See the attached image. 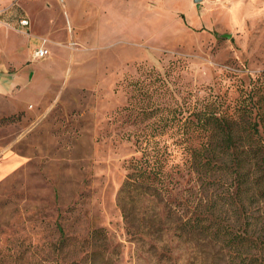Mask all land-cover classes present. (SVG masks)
Listing matches in <instances>:
<instances>
[{
    "label": "rangeland",
    "instance_id": "rangeland-1",
    "mask_svg": "<svg viewBox=\"0 0 264 264\" xmlns=\"http://www.w3.org/2000/svg\"><path fill=\"white\" fill-rule=\"evenodd\" d=\"M101 3L0 0V33L20 40H0V70L30 79L14 111L0 109V264H212L215 248L174 229L190 196L224 203L235 188L207 153L204 112L250 108L264 143V0ZM145 152L163 159L164 203L182 216L161 240L118 205ZM243 206L230 222L240 233L251 223L252 258L264 264V201Z\"/></svg>",
    "mask_w": 264,
    "mask_h": 264
},
{
    "label": "trees",
    "instance_id": "trees-1",
    "mask_svg": "<svg viewBox=\"0 0 264 264\" xmlns=\"http://www.w3.org/2000/svg\"><path fill=\"white\" fill-rule=\"evenodd\" d=\"M250 110L244 106L240 118H236L210 109L198 118L200 128L209 136L207 153L220 168L233 174L235 188L228 191L226 197H221L224 203H220V197L216 195L206 204L203 197L195 200L190 196L187 201L190 214L182 219L164 203L167 174L163 159L145 152L130 162V172L120 188L118 205L125 222L138 221L147 228V235H155L161 240L158 234L170 229L168 223L182 219L176 225L175 233L183 242L195 241L202 247L215 248V254L206 257L212 264L221 260L225 264H254L252 256L257 242L249 233L251 223L240 233L235 229L236 224L230 222L240 218L246 201H264V143L259 139L258 122L249 119ZM12 119L11 114L1 118L2 121ZM250 175L253 178L249 179ZM142 203L146 205L137 213Z\"/></svg>",
    "mask_w": 264,
    "mask_h": 264
},
{
    "label": "crops",
    "instance_id": "crops-1",
    "mask_svg": "<svg viewBox=\"0 0 264 264\" xmlns=\"http://www.w3.org/2000/svg\"><path fill=\"white\" fill-rule=\"evenodd\" d=\"M86 1L88 3L87 5H88L89 9H93L94 8V10H92V11H95V9H97V8H103L104 4H105V3L104 4L101 3V2H103V0H100V2H97L96 0H86ZM100 4H101V6H100ZM18 18L19 19L20 18H26L28 20V25H29L30 20L26 16L18 17ZM0 24H4V23L0 22ZM8 38H13V39L16 40V38L14 36L5 38L4 32L0 33V40H4V42L6 43V40ZM24 38H26V37H23V39ZM18 40L19 39H17L16 41H18ZM25 40L27 41L28 39L26 38ZM33 40L34 41H38L36 38H33ZM19 42H20V40H19ZM16 44H14V46ZM38 45H36V47ZM14 46L12 48H14ZM6 47L8 49V46H6ZM12 48H10V49H12ZM14 60H12L13 64H17V65L20 64V61L18 63H15ZM9 63H10V61H8V60L5 61V64H9ZM29 80H30L29 77H26V75L24 73L20 72V71L19 72H8L7 70H0V102H1L0 103L1 104L0 105V109H7L8 106H9L10 109L7 112L14 111V109L17 106V103L20 102L18 97L15 95V93L17 91V88L20 87V86L21 87L22 86H27L29 84ZM9 95H11L12 98ZM13 99L18 101L15 104V106L12 103Z\"/></svg>",
    "mask_w": 264,
    "mask_h": 264
},
{
    "label": "built area",
    "instance_id": "built-area-1",
    "mask_svg": "<svg viewBox=\"0 0 264 264\" xmlns=\"http://www.w3.org/2000/svg\"><path fill=\"white\" fill-rule=\"evenodd\" d=\"M18 24L21 28L27 27L28 26V20L26 18H20L18 20ZM44 41L42 42V45H40L39 47H36L34 49V56L36 58H43L47 55L48 53V49L44 48L43 46Z\"/></svg>",
    "mask_w": 264,
    "mask_h": 264
},
{
    "label": "water",
    "instance_id": "water-1",
    "mask_svg": "<svg viewBox=\"0 0 264 264\" xmlns=\"http://www.w3.org/2000/svg\"><path fill=\"white\" fill-rule=\"evenodd\" d=\"M194 1H197V0H194Z\"/></svg>",
    "mask_w": 264,
    "mask_h": 264
}]
</instances>
